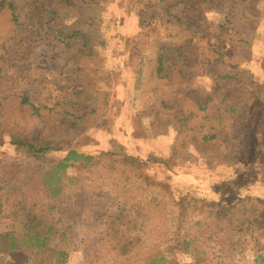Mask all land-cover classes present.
<instances>
[{
	"label": "rangeland",
	"instance_id": "374dc122",
	"mask_svg": "<svg viewBox=\"0 0 264 264\" xmlns=\"http://www.w3.org/2000/svg\"><path fill=\"white\" fill-rule=\"evenodd\" d=\"M15 2L19 26L0 20V234L22 236L21 199L64 264H264V0ZM20 136L65 152L39 174ZM29 250L0 248V264L41 260Z\"/></svg>",
	"mask_w": 264,
	"mask_h": 264
},
{
	"label": "trees",
	"instance_id": "16d2710c",
	"mask_svg": "<svg viewBox=\"0 0 264 264\" xmlns=\"http://www.w3.org/2000/svg\"><path fill=\"white\" fill-rule=\"evenodd\" d=\"M166 1V0H162ZM18 8L16 6L15 0H0V20L6 14H11L12 22L19 26V16L17 15ZM80 33H75L71 39L81 37ZM128 46V45H126ZM85 48L89 49V45L86 41ZM122 52H125V49H122ZM121 55L123 56V53ZM125 54V53H124ZM158 72H164L163 58L160 59L158 65ZM21 107H29L34 114L39 115L40 110L36 108L28 98H22L19 102ZM1 133V129H0ZM11 147L13 151L29 161L40 164L39 174L41 169H44L48 162H52L51 159L65 152V148L56 142L52 141H40L32 142L23 138V136L18 137L12 144ZM82 160L85 157L77 155L76 153L71 152L67 155L65 162L70 161L71 159ZM88 160V159H86ZM168 165V163H165ZM169 166V165H168ZM66 165H61V169L64 170ZM252 201V198L247 199L245 202H240L238 205L241 206V212L243 215H251V217L256 216V213L259 211L256 207L247 206L246 203ZM249 205V204H248ZM248 207V208H247ZM259 214V213H258ZM10 219L15 223H18L20 232L22 236L20 239L13 235L12 233L0 234V248H5L8 251H21L26 249H32V255L34 257L41 258L40 261H36L35 264H50L48 259H45L47 256L49 258L56 257L59 259L62 264L68 260V253L64 250L57 249L55 251H50L49 243L52 241V225H49V221L45 216H41L35 212V210L30 207L26 202L23 203L21 199L14 200V210L11 213ZM259 221L255 219V224L257 225ZM260 224V223H259ZM242 226L245 227V223H242ZM243 233V231H241ZM258 232H256L257 234ZM254 234V235H256ZM126 252H128L127 249ZM259 251H264V246H261ZM50 253V255H48ZM44 257V259H43Z\"/></svg>",
	"mask_w": 264,
	"mask_h": 264
}]
</instances>
